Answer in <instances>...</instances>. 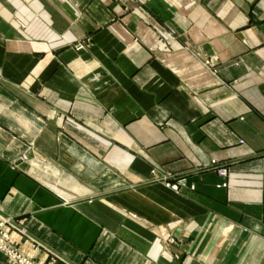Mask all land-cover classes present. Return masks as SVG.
<instances>
[{"label": "crops", "instance_id": "crops-1", "mask_svg": "<svg viewBox=\"0 0 264 264\" xmlns=\"http://www.w3.org/2000/svg\"><path fill=\"white\" fill-rule=\"evenodd\" d=\"M1 218L39 263L264 264V0H0Z\"/></svg>", "mask_w": 264, "mask_h": 264}, {"label": "built area", "instance_id": "built-area-1", "mask_svg": "<svg viewBox=\"0 0 264 264\" xmlns=\"http://www.w3.org/2000/svg\"><path fill=\"white\" fill-rule=\"evenodd\" d=\"M217 171L220 175L223 176L227 174V169L225 167H218ZM173 188L176 189L177 185H173ZM6 225H9L10 227L14 228L25 237L30 238V236L25 227L14 223L9 219H0V253L8 262H11L13 264H53L58 259L63 261L61 257L51 251L50 256L48 257V261H46L45 263H39L35 261L21 250L19 241L9 240V234L5 229Z\"/></svg>", "mask_w": 264, "mask_h": 264}, {"label": "rangeland", "instance_id": "rangeland-1", "mask_svg": "<svg viewBox=\"0 0 264 264\" xmlns=\"http://www.w3.org/2000/svg\"><path fill=\"white\" fill-rule=\"evenodd\" d=\"M154 175V178H157L160 180V177H156V174L153 172L152 173ZM163 180V179H162ZM166 185H168L169 187L173 188V185H177L176 181L174 183H166ZM174 189V188H173Z\"/></svg>", "mask_w": 264, "mask_h": 264}]
</instances>
